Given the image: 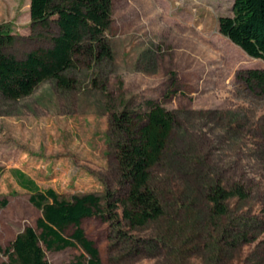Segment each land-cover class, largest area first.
Segmentation results:
<instances>
[{"label": "rangeland", "instance_id": "obj_1", "mask_svg": "<svg viewBox=\"0 0 264 264\" xmlns=\"http://www.w3.org/2000/svg\"><path fill=\"white\" fill-rule=\"evenodd\" d=\"M233 2L113 0L106 31L113 61L81 63L69 72L75 88L49 79L17 100L0 93V264H13L7 247L41 215L19 173L65 197L103 193L118 177L108 138L111 113L144 111L150 98L177 116L152 170L165 214L139 227L85 218L82 225L103 263L264 264V93L239 76L264 69V60L220 32L219 17L233 14ZM0 25L16 36L4 50L17 57L51 46L59 30L54 21L32 26L30 0H0ZM217 182L240 184L249 193L229 201L223 220L247 234L235 245L231 236L221 245L215 238L206 192ZM41 244L51 264L84 253L80 246Z\"/></svg>", "mask_w": 264, "mask_h": 264}, {"label": "trees", "instance_id": "obj_2", "mask_svg": "<svg viewBox=\"0 0 264 264\" xmlns=\"http://www.w3.org/2000/svg\"><path fill=\"white\" fill-rule=\"evenodd\" d=\"M232 11V15L219 17L220 32L250 56L264 60V0H234ZM30 14L33 27H49L54 21L59 30L52 36L51 46H39L17 57L4 50L16 36L0 25V93L5 98L27 96L49 79L61 88H75L76 76L69 72L81 63L90 66L104 59L114 60L106 36L112 23L113 0H30ZM239 76L249 87L264 93V69L249 68ZM93 83L97 79L93 78ZM145 105L144 111L125 108L111 113L108 138L118 177L116 182L106 183L103 193L65 197L53 187L40 188L33 179L19 173L41 215L36 227L26 226L7 247L13 264H51L42 242L48 249L57 250L80 246L84 253L67 264H104L98 246L82 225L85 218L99 216L118 226L125 222L139 227L164 216L166 205L152 170L166 151L177 116L155 99H147ZM248 195L240 184L217 182L207 190L218 245L230 236V245L246 240V233L233 232L223 220L228 218L229 201ZM70 227L72 232L66 234Z\"/></svg>", "mask_w": 264, "mask_h": 264}, {"label": "crops", "instance_id": "obj_3", "mask_svg": "<svg viewBox=\"0 0 264 264\" xmlns=\"http://www.w3.org/2000/svg\"><path fill=\"white\" fill-rule=\"evenodd\" d=\"M35 181V180H34Z\"/></svg>", "mask_w": 264, "mask_h": 264}]
</instances>
